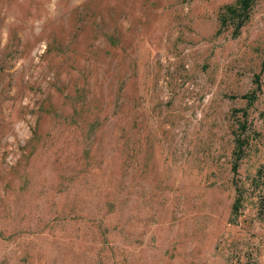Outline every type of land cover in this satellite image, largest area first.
<instances>
[{"label": "rangeland", "instance_id": "1", "mask_svg": "<svg viewBox=\"0 0 264 264\" xmlns=\"http://www.w3.org/2000/svg\"><path fill=\"white\" fill-rule=\"evenodd\" d=\"M234 2L0 0V264H264V0L217 34Z\"/></svg>", "mask_w": 264, "mask_h": 264}, {"label": "trees", "instance_id": "2", "mask_svg": "<svg viewBox=\"0 0 264 264\" xmlns=\"http://www.w3.org/2000/svg\"><path fill=\"white\" fill-rule=\"evenodd\" d=\"M258 0H236V2L231 4L224 5L219 12V23L220 27L218 29L217 34L222 33L226 29H233L234 36L237 37L241 29L246 25V23L250 19V12L254 4ZM242 139H237L236 148L238 150H242L244 147L241 142ZM244 152L241 151V154L238 156V160H241L244 155ZM251 186H253V190L257 193L260 204L264 207V165L258 170L257 175L251 180ZM242 203V199H239L237 203L234 205L233 214L235 216L240 215V204ZM260 214L262 211H259Z\"/></svg>", "mask_w": 264, "mask_h": 264}]
</instances>
